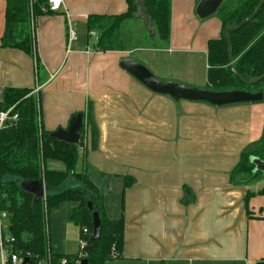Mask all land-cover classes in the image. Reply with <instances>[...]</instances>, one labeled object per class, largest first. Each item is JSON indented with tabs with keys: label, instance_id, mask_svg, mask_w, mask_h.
<instances>
[{
	"label": "crops",
	"instance_id": "obj_1",
	"mask_svg": "<svg viewBox=\"0 0 264 264\" xmlns=\"http://www.w3.org/2000/svg\"><path fill=\"white\" fill-rule=\"evenodd\" d=\"M199 1L171 0L165 48L95 49L89 15L124 13L126 0H63L58 13L38 17L39 76L35 58L0 46V99L5 87H39L45 129L66 128L93 103L97 145L80 151L77 170L88 168L105 191L108 218L124 219L123 259L117 264H256L264 257V195L245 202L247 191L258 192L263 181H231L243 149L264 133V102H176L120 66L122 58L133 57L160 79L206 87L208 44L223 35V23L216 15L198 18ZM5 10L6 0H0V44ZM69 24L76 32L70 46ZM77 205L64 202L50 213L56 253L82 250L80 228L71 219Z\"/></svg>",
	"mask_w": 264,
	"mask_h": 264
},
{
	"label": "trees",
	"instance_id": "obj_2",
	"mask_svg": "<svg viewBox=\"0 0 264 264\" xmlns=\"http://www.w3.org/2000/svg\"><path fill=\"white\" fill-rule=\"evenodd\" d=\"M128 10L117 15L91 14L87 19L89 37L96 33L97 51H127L138 47L165 48L170 43L171 0H126ZM262 0H225L216 12L223 23L236 26L252 16ZM142 11L144 15H140ZM49 0H6L5 31L0 46L16 48L36 60L38 76L43 71L36 34V19L53 15ZM233 45V60L228 43L222 35L208 44V84L215 91L249 90L264 93V79L245 84L232 70L251 80L264 75V6L254 22L229 33ZM30 87H5L0 99V112L9 111L16 120L7 119L0 128V207L9 213V234L4 238L8 264L16 255L22 264H37L50 260L51 264H117L123 259L125 222L123 218H108L105 191L95 185L88 168L77 170L82 145L85 150L97 145L98 132L93 119V103L89 100L84 113V126L79 144H69L51 135L42 124L40 90ZM264 102V100H263ZM85 152V151H84ZM264 161V133L246 146L237 166L231 173L235 185H250L263 181L258 192L248 190L245 202L255 195H264V170H256L252 158ZM59 163L61 168L50 164ZM126 186L133 183L125 178ZM23 180H43L47 190L37 201L21 187ZM76 202L71 219L80 228L81 247L90 241L93 232L92 214L98 211L101 219L100 238L91 241L92 249L77 254L56 253L51 249L50 213L64 202ZM91 201L93 209L88 207ZM87 229V232L84 231ZM264 261V257L262 258Z\"/></svg>",
	"mask_w": 264,
	"mask_h": 264
},
{
	"label": "water",
	"instance_id": "obj_3",
	"mask_svg": "<svg viewBox=\"0 0 264 264\" xmlns=\"http://www.w3.org/2000/svg\"><path fill=\"white\" fill-rule=\"evenodd\" d=\"M224 1L225 0H200L196 6V15L200 19L209 18L216 14ZM263 6L264 0L261 1L252 16L244 19L240 24L236 26L228 25L224 29L223 36L228 43V54L231 61L233 60V45L229 33L237 31L248 23L254 22L256 16L262 10ZM120 66L151 91L158 94L168 95L176 102H179L181 100L204 101L212 105L221 106L236 103L260 102L264 100V93L262 91H215L202 86H192L178 81L160 79L151 71V69H149V67L133 57L122 58L120 61ZM231 68L233 72L247 85L256 84L264 79V75H262L251 80H247L238 73L234 65H232ZM83 126L84 113L78 112L70 119L69 124L66 128L59 127L57 130L52 131L51 135L58 140H63L69 144H79L81 136L80 132ZM252 162L255 164L256 170H264V161L257 157H253ZM21 187L25 191L32 193L34 195L35 201L40 198H44L46 195L47 187L43 180H23L21 182ZM87 204L88 207L92 210V202L89 201ZM92 225L93 232L91 235V239L82 247L83 252L90 251L92 249L91 241L100 238L101 219L98 211H93ZM27 262L28 258H25L22 264H26ZM80 264H88L87 259H82ZM256 264H264V261H258Z\"/></svg>",
	"mask_w": 264,
	"mask_h": 264
},
{
	"label": "built area",
	"instance_id": "obj_4",
	"mask_svg": "<svg viewBox=\"0 0 264 264\" xmlns=\"http://www.w3.org/2000/svg\"><path fill=\"white\" fill-rule=\"evenodd\" d=\"M63 4H64L63 0H49V6L54 11H60L61 8L63 7ZM75 39H76V32L73 26L69 24V28H68L69 46ZM39 89H40L39 87H36L35 91H38ZM7 119L16 120L17 115L10 116V110L1 111L0 112V128L4 125ZM79 150L80 151L84 150V147L82 145H79ZM8 219H9V213L0 207V264H8L7 255H5L7 250L4 244L5 229L8 230V224H6L5 222H7ZM84 231L87 232V229H84ZM11 261L13 264H19V262H21V260H19L16 255L12 256ZM61 263L66 264V259H63ZM37 264H51V262L49 259H47L46 261H41V262H38Z\"/></svg>",
	"mask_w": 264,
	"mask_h": 264
},
{
	"label": "rangeland",
	"instance_id": "obj_5",
	"mask_svg": "<svg viewBox=\"0 0 264 264\" xmlns=\"http://www.w3.org/2000/svg\"><path fill=\"white\" fill-rule=\"evenodd\" d=\"M140 12H141V13H140ZM140 12H139L140 15H144V13H143L142 11H140ZM52 212H53V210L51 211V213H52ZM5 223L8 224V221L5 222ZM8 234H9L8 230L5 229V237H7Z\"/></svg>",
	"mask_w": 264,
	"mask_h": 264
}]
</instances>
